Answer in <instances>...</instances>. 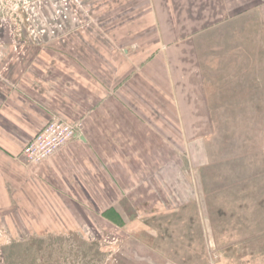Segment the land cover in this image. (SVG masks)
Returning a JSON list of instances; mask_svg holds the SVG:
<instances>
[{
    "label": "crops",
    "instance_id": "crops-1",
    "mask_svg": "<svg viewBox=\"0 0 264 264\" xmlns=\"http://www.w3.org/2000/svg\"><path fill=\"white\" fill-rule=\"evenodd\" d=\"M69 1L48 35L0 45V230L156 236L155 217L172 210L160 200L170 173L187 181L197 111L250 82V24L264 35V0ZM54 118L80 125L76 135L26 161L24 147ZM189 190L178 182L170 192L186 206ZM173 254L153 246L137 260L177 264Z\"/></svg>",
    "mask_w": 264,
    "mask_h": 264
},
{
    "label": "rangeland",
    "instance_id": "rangeland-1",
    "mask_svg": "<svg viewBox=\"0 0 264 264\" xmlns=\"http://www.w3.org/2000/svg\"><path fill=\"white\" fill-rule=\"evenodd\" d=\"M68 1L0 0V44L17 43L24 25L21 43L48 35ZM250 32V82L233 85L234 99H211L212 111H197V125L188 129L187 181L170 173L172 187L160 200L172 210L155 217L156 236L139 230L132 240L130 231L84 226L70 237L24 240L1 229L0 264H142L137 256L153 246L175 253L177 264H264V35L257 20ZM178 182L190 189L186 206L182 191L171 195Z\"/></svg>",
    "mask_w": 264,
    "mask_h": 264
},
{
    "label": "built area",
    "instance_id": "built-area-1",
    "mask_svg": "<svg viewBox=\"0 0 264 264\" xmlns=\"http://www.w3.org/2000/svg\"><path fill=\"white\" fill-rule=\"evenodd\" d=\"M79 126L60 118L52 119L24 147L23 157L31 163L47 159L76 135Z\"/></svg>",
    "mask_w": 264,
    "mask_h": 264
},
{
    "label": "flooded vegetation",
    "instance_id": "flooded-vegetation-1",
    "mask_svg": "<svg viewBox=\"0 0 264 264\" xmlns=\"http://www.w3.org/2000/svg\"><path fill=\"white\" fill-rule=\"evenodd\" d=\"M68 10H69V6H68ZM16 30L19 32V38L15 39V41H17V44H20L23 41L22 40L23 39L22 34L25 33V31H27V27H26V25H24V27H18ZM2 44H7V43L3 42L0 45H2Z\"/></svg>",
    "mask_w": 264,
    "mask_h": 264
}]
</instances>
